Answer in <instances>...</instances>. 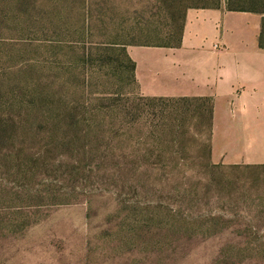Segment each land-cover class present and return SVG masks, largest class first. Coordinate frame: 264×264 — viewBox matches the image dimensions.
Masks as SVG:
<instances>
[{"label":"rangeland","instance_id":"374dc122","mask_svg":"<svg viewBox=\"0 0 264 264\" xmlns=\"http://www.w3.org/2000/svg\"><path fill=\"white\" fill-rule=\"evenodd\" d=\"M215 1L0 0V264H264V166L215 164L118 49Z\"/></svg>","mask_w":264,"mask_h":264},{"label":"crops","instance_id":"0c3cea01","mask_svg":"<svg viewBox=\"0 0 264 264\" xmlns=\"http://www.w3.org/2000/svg\"><path fill=\"white\" fill-rule=\"evenodd\" d=\"M235 14L245 18L235 22ZM262 29V15L189 9L180 48L128 49L144 97L212 99L217 165L264 166Z\"/></svg>","mask_w":264,"mask_h":264},{"label":"trees","instance_id":"16d2710c","mask_svg":"<svg viewBox=\"0 0 264 264\" xmlns=\"http://www.w3.org/2000/svg\"><path fill=\"white\" fill-rule=\"evenodd\" d=\"M225 8L227 12L233 13H253L263 16V29L259 40L261 49H264V0H217L209 3L205 6H196L189 9H222ZM188 9V10H189ZM187 10V11H188ZM186 11V12H187ZM186 13L183 19V24L178 25L176 19L168 25L166 31L163 33L164 40L159 45H146L143 47H155V48H180L182 44V37L185 29ZM139 46V45H134ZM125 56L128 63V71L130 74V80L134 84H138L136 79V64L130 58L128 52L123 46L118 48ZM139 86V85H138ZM151 102H158L168 104L170 107L177 106L181 103H190L198 105L196 111L199 112L202 117H205L208 125L213 129V101L207 97H180V98H164V97H146ZM205 112V113H204Z\"/></svg>","mask_w":264,"mask_h":264},{"label":"built area","instance_id":"2783aa9c","mask_svg":"<svg viewBox=\"0 0 264 264\" xmlns=\"http://www.w3.org/2000/svg\"><path fill=\"white\" fill-rule=\"evenodd\" d=\"M214 49L216 51H224L225 50V48L222 45H220V44L215 45Z\"/></svg>","mask_w":264,"mask_h":264}]
</instances>
